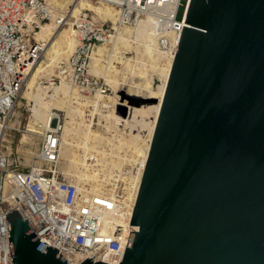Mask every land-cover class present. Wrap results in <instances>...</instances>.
Returning a JSON list of instances; mask_svg holds the SVG:
<instances>
[{
  "label": "water",
  "instance_id": "water-1",
  "mask_svg": "<svg viewBox=\"0 0 264 264\" xmlns=\"http://www.w3.org/2000/svg\"><path fill=\"white\" fill-rule=\"evenodd\" d=\"M6 219L12 264H69ZM129 226L119 264H264V0H189Z\"/></svg>",
  "mask_w": 264,
  "mask_h": 264
},
{
  "label": "built area",
  "instance_id": "built-area-1",
  "mask_svg": "<svg viewBox=\"0 0 264 264\" xmlns=\"http://www.w3.org/2000/svg\"><path fill=\"white\" fill-rule=\"evenodd\" d=\"M188 3L120 0L115 5L121 11L115 22L79 14L72 21L77 44L68 58L58 63L57 77L84 94L99 91L97 78L89 71L92 50L109 41L116 27L121 30L125 25L135 29L144 23L148 35L157 41L158 53L171 55L172 61ZM56 12L47 0H0V264H12L6 219L11 211H19L31 229L27 234L35 235L32 240L44 243L41 251L47 245L69 264L86 259L119 264L129 232L137 230L129 225L139 187L135 181L139 171L141 180L146 160L139 163L136 158L116 170L111 188L95 191L87 185L78 186L59 168L60 118L40 132L36 161L27 169L10 161V152L2 148L8 130L20 131L11 117L27 77L43 55L44 41H35L34 35ZM55 20L59 27L68 24L63 16Z\"/></svg>",
  "mask_w": 264,
  "mask_h": 264
},
{
  "label": "rangeland",
  "instance_id": "rangeland-1",
  "mask_svg": "<svg viewBox=\"0 0 264 264\" xmlns=\"http://www.w3.org/2000/svg\"><path fill=\"white\" fill-rule=\"evenodd\" d=\"M47 1L49 3H51L57 9V12L53 13L57 18L61 17V16H65V13L58 6H56V4L54 3V0H47ZM90 5L92 6V8H87L86 10H81V13H87V15L94 17L96 20H103V19L100 17L99 14L94 13V12H96L95 9H97L98 7L103 9L104 6L105 7L109 6V8L114 7V6H111L109 4H104L102 2H96V0H93L92 2H90ZM114 9H116V8H114ZM57 13H59L60 16ZM73 19H74L73 17L70 18L69 24H72ZM108 21L111 22L110 20H108ZM109 22H108V25H110ZM70 31H71V28L68 25L62 26L61 29L59 30V33H58L56 39L57 40H64L66 33L70 32ZM113 34L116 35L115 33H113ZM119 36L118 37L122 40H121V42L118 43V45L116 47L113 46L114 42H110L111 40L107 41L106 44H103L104 46L99 47V48H101V51H102L101 52L102 58L99 62L100 65H99V63L97 64V66H98L97 69H98L99 73L100 72L102 74L105 73V75H107V77L102 75L101 73H100L101 74L100 76H96L98 84H99V87H98L99 93L104 95V96H102V95L101 96L108 103V106L111 107L113 105L114 111L118 116L121 113H120V110L118 109L119 106L117 107V105H116V102H120V101H124V100L121 99L120 93L122 91L118 90V84H116L115 80H117V83H118V79L119 80L120 79L127 80L130 83V86H132L134 88H139V86H141V84L146 83L147 91L149 93H156L157 91L159 92L158 88L162 86V82H163L162 73L157 68H153V64H158L157 59L160 60V56L158 54H156V52H155V55L154 54L150 55L148 53L141 54V49H139L137 47L138 43H136V41L134 40L135 39L134 32L132 31L131 28L129 29V31L121 30ZM70 37L72 38V33H71ZM123 38H124L125 42L129 41L128 47L123 46V44H122L124 41ZM131 41H133V42H131ZM95 49H97V48H95ZM62 50H63V48H62ZM61 52L59 54L57 53L58 54L57 58H58V60L60 59L59 61L67 59L69 56L67 54V58H63L65 56V53H61ZM111 53H112V56H109ZM49 56L43 53L41 59L39 60V62L35 66L36 68L33 69L34 71L32 70L33 72H35L36 69H38V68L40 70L44 69V70H42L41 73H39L37 75L34 87L32 89H28L27 81H28V83L31 81L34 73L33 72L30 73L29 76L27 77V80L23 86L20 98L17 102V105H16L15 110L13 112V115L11 117L12 123H14L16 125L19 124L20 131L8 130L6 132V135L4 136L3 141H2V148L3 149L5 148L8 150V152H10V161L19 162L20 166L23 167L24 169H27L30 165L34 164V162L36 161L35 156H36V152H37L38 146H39V134L44 129L43 128L44 126L41 124V122L35 121L32 117V113H33L32 108L34 105L33 99L38 94V88L43 89L41 92H43V93L45 92V93H47V95H52L57 91L59 86L61 87L62 82L68 83V82L64 81L61 77L60 78L57 77V75H58L57 69H56L57 60L53 61V64H52L49 62V59H50ZM110 57H115V58H110ZM109 58L112 60L110 61ZM128 60H129V64H130L129 70H128V67L125 68L126 63H124V62H127ZM107 62H109V64ZM48 63H49V66H48ZM158 71H159V73H158ZM160 73H161V75H160ZM53 79H55V81H52ZM110 82H112V83H110ZM72 88H73L72 90H75L74 91L75 93L76 92H77V94H78V92L81 93L76 87L73 86ZM28 92H30V93H28ZM124 92H126L127 94L134 95L132 93V90L126 91L124 89ZM43 93L41 95L45 94V93L44 94ZM33 94H35V95L33 96ZM94 94H95V92L90 93V94L85 93V95H87L88 98L90 99V100L86 99V101H89L90 103L88 102V104L85 106L76 105L75 103H72L73 101H71V104H69L70 109L71 110L75 109V111L77 110V112L79 111L78 114L71 113L70 115L67 116L66 112L64 111V109L62 107L60 109L53 107V109L51 111H52V113H55L57 116H59V118L62 122L63 128L66 125L65 122L68 121V119H66L67 117H70V119L73 118V120H74L73 123H75V124L79 123L80 117H82L84 115V118L88 119L90 117V114H92V111H93L92 103H93V101H95ZM135 96H137V95H135ZM153 99H155L156 100L155 102H157V98H153ZM124 103L126 104V109L128 110V113H129V107H132V106H129L126 101H124ZM130 105H133V104H130ZM110 107L108 109H110ZM99 109L100 108H97V111H96L97 113H93V116H92L93 117V123L91 125L92 131L99 138L93 139V140L91 139L89 141L90 144L88 143L92 147L96 146L93 149L95 151L99 150L98 151L99 153L95 152L93 150H88L87 152H84L83 149H81L79 147L76 148V146H73V147L71 146V148H67L65 151L64 150L61 151V159L59 162V168L62 170V172L65 174V176L67 178L73 177V178L77 179V177H78L79 179H82V180H79V181H81V183L83 182V180L88 181V180H93V179H97V181L102 182L103 178L106 179L109 176L113 175V173L116 171L115 169L118 167L119 164H121V161H122L121 159H119V160L117 159L118 155H116V154L123 147H124V151H126V149H127V148H125L126 144H129L130 146L132 144V143H124V142H126L125 140H119L116 143L112 142V138H114V137L111 134L113 133L115 135L116 131H114L113 129H108L110 131L107 130V127H106L107 125H106L105 119L101 118L98 113H102L103 115H107L108 112L98 111ZM79 115H81V116H79ZM149 117L151 118L152 116H149ZM148 120H150V119H148ZM75 124H72V125L74 126L73 127L74 130H77V127ZM118 130L121 133L123 131H125L126 133L128 132V131H126L127 129L125 127H123L122 125L117 127V131ZM73 132L72 133L70 132L71 137L68 136L70 138L67 137V139H73L75 142H78L80 140L79 136L77 135L78 132L77 133L75 131H73ZM108 132H110V134ZM107 135L109 137H112V138H107ZM121 136L123 137L124 135L122 134ZM106 138L110 139V140H107ZM99 141H100V143H102V142L103 143L99 144ZM109 141L111 143H109ZM75 142H73V144ZM130 142H131V139H130ZM91 143H93V144L91 145ZM117 143H119L120 145H118ZM121 143H123L124 145ZM103 144L104 145L106 144L105 147ZM110 144H112L111 150L114 149L111 151L112 153H110V151L109 152L107 151V149H108L107 147ZM114 144H115V146H114ZM98 145L100 147H98ZM117 145H118V147H117ZM112 146H113V148H112ZM102 147L105 149L104 153L102 152L103 151ZM115 147H117V148H115ZM92 155L96 159L94 164L88 168H83V166H81V159L84 158L85 161H89V160L93 159ZM131 156H132V152L130 153V151H128V155H127V157H125V159H130ZM127 164H128V162L126 164L124 163V165H122L121 167H124Z\"/></svg>",
  "mask_w": 264,
  "mask_h": 264
},
{
  "label": "bare ground",
  "instance_id": "bare-ground-1",
  "mask_svg": "<svg viewBox=\"0 0 264 264\" xmlns=\"http://www.w3.org/2000/svg\"><path fill=\"white\" fill-rule=\"evenodd\" d=\"M92 1L93 0H54V3L56 4V6H58L65 13V16H63V17H65V19L68 21L67 25L71 28V31L67 32L66 35L64 34L65 35L64 40H57L56 39L57 35H58L59 30L61 29L62 26L59 27L56 24L55 19L57 17L53 14V19L50 22L43 23L41 25L40 30L37 31L36 34L34 35V40L44 41L43 53L48 55V56L50 55L49 56L50 57V59H49L50 63L53 64V61L57 60L56 67H57L58 63L66 60V59H64V60L59 61L60 59L58 60L57 55L62 51L61 53H65V56L62 54L64 56L63 58H67V54L69 55L73 51L75 45L77 44V40L75 38V31L72 27V24H69L70 18L73 17L74 19H77L79 14H81V10H86L87 8H92V6L90 5V2H92ZM96 2H102L104 4H109L111 6H114L113 8H109V6L108 7L104 6L103 9L100 7L95 9L96 12H94V13L99 14L103 20L107 19V20H110L111 22H115L118 19L121 11L115 5L120 4V0H107V1L97 0ZM114 8H116L117 10ZM130 28L134 32V37H135L134 40L136 41V43H138L137 47L139 49H141V54L148 53L150 55H152V54L155 55V52H156V54H158L160 56V60L157 59L158 64H153V68H157L163 75L162 86L158 88L159 92L157 91L158 93L157 92L156 93H149L147 91L146 83L141 84V86H139V88H134V87L130 86V83L127 80H124V79L119 80L118 79V83H117V80H115L116 84H118V90L122 91L120 93L121 99L126 101L129 106H132V107H129V113H128V110L126 109V104L124 103V101L116 102L117 107L118 106L124 107L126 109V115L121 116L119 114V116H120L119 117L115 113L113 105L111 107L108 106V103L102 97L104 95L100 94L99 91H96L94 94L95 101H93V103L91 102L92 106H93V111H92V114H90V117L88 119H85L84 115H83L82 117L79 118L80 122L75 124V123H73V121H74L73 118L72 119H70V117L66 118V119H68V121L65 122L66 125L64 126L62 133H61L60 155H61L62 150L65 151L67 148H71V146L72 147L76 146V148L79 147V148L83 149L84 152H87L88 150L95 151L93 148H95L96 146L95 147L90 146L89 141L91 139L93 140V139L99 138L92 131L91 125L93 123V117H92L93 113H97L96 112L97 108H100L98 111L108 112L107 115H103L102 113H98L101 118L105 119L106 125H107L106 126L107 130L113 129L114 131H116V133L114 132L115 135L113 133L111 134V135H113L114 138L109 137L108 135H107V138H112L113 143H116L119 140H125L126 142H124V143H132L131 146L129 144H126L127 146L125 145V148H127L126 151H124V147H123L116 154V155H118L117 159L118 160L121 159L122 161H121V164H119L115 170L121 168V166L124 165V163L126 164L128 162V164H129L132 161L133 162L136 161V158H137V161L139 163L145 162L146 157H147L148 148H149V143H150L152 132H153V128L155 125L156 117H157V114L159 111L161 99H162V96L164 93V88H165L167 76H168L170 65H171V60H170L171 55H168V56L164 55V57H163V55L158 53L157 41L155 39L151 38L150 35H148V31L145 29L144 23H141L139 26H136L135 29H133L129 25H125L121 28V30L129 31ZM121 30L116 27L115 28V34L116 35H114V34L110 35L109 39L111 40L110 42H114V44H113L114 47H116L118 45V43L121 42V40H122L119 38ZM71 33H72L73 39L70 37ZM123 40H124V38H123ZM131 42H133V41H131ZM106 43L107 42L96 45L92 50L91 61H90V65H89V71H91V73L94 76H100L102 74L101 72H100L101 73L100 74L98 69H97V67H98L97 64L100 62V60L102 58V53H101L102 51H101V48H99V47L104 46L103 44H106ZM122 44L124 47H128L129 41L125 42V40H124ZM62 48H63V50H62ZM95 48H97V49H95ZM109 56H112V53ZM110 58H115V57H110ZM111 60L112 59H110V61ZM109 62H107V63L109 64ZM124 63H126L125 68L128 67V70H129V68H130L129 67L130 66L129 60L127 62H124ZM99 65H100V63H99ZM48 66H49V63H48ZM42 70H44V69H42ZM42 70H40L38 68V69H36L35 72H33L34 70L32 71L34 73V75H33L32 79L29 83L27 81L28 89H32L34 87L37 75L39 73H41ZM159 71H158V73H159ZM161 73H160V75H161ZM102 75L107 77V75H105V73ZM61 78L64 80L63 77H61ZM64 81H66V80H64ZM110 83H112V82H110ZM72 87L73 86L71 84L62 82L61 87L59 86L57 91L52 95H47V93H45V92H44L45 93L44 94L43 92H41L43 89L38 88V94L33 99L34 105L32 108V111H33L32 117L35 121L41 122V124L44 126L43 127L44 129L46 127L51 126V124L53 123V119L59 118V116H57L55 113H52L51 110L53 109V107L54 108L56 107L58 109H60L62 107L68 116L71 113L78 114V112H79V111L77 112V110L75 111V109H73L74 111L70 109L69 104H71V101H73L72 103H75L76 105L85 106L88 104L89 101H86V99L90 100L88 98V96L85 95L78 88L77 89L82 94L79 92H78V94H77V92L75 93L74 92L75 90H72L73 89ZM124 89L126 91L132 90V93L134 95L127 94L126 92H124ZM28 93H30V92H28ZM42 93L44 95H41ZM35 94H33V96ZM135 95H137L138 97H140L142 99H147V100L157 98V102H155L156 100L154 99L155 100L154 102L144 103V104H140L138 106L130 105L129 97L135 96ZM109 107H110V109H108ZM79 116H81V115H79ZM149 116H152V117L150 118ZM148 119H150V120H148ZM72 124L76 125L77 130H74V128H73L74 126ZM120 125L125 127L127 129L126 131H128V132L126 133L125 131H123L121 133L119 130L117 131V127H119ZM73 131H75L76 133L78 132L77 135L79 136V139H80L78 142H75L73 139H67V137L71 135L70 132L72 133ZM108 131H110V130H108ZM108 133L110 134V132H108ZM122 134L124 135L123 137L121 136ZM70 137H68V138H70ZM130 139H131V142H130ZM107 140H110V139H107ZM73 142H75V143L73 144ZM102 143H100V141H99V144H102ZM109 143H111V142L109 141ZM92 144L93 143H91V145ZM112 144L109 145L110 147L109 146L107 147L108 148L107 151L108 152L110 151V153H112L111 151L114 150V149L111 150ZM117 144L120 145L119 143H117ZM121 144H123V143H121ZM105 145H104V147H105ZM118 145H117V147H118ZM114 146H115V144H114ZM98 147H100V146L98 145ZM117 147H115V148H117ZM112 148H113V146H112ZM102 150H103L102 152L104 153L105 149L103 148ZM98 151L96 150L95 152H98ZM128 151H130V153L132 152V156L130 159H125V157H127V155H128ZM95 161H96V159L94 158V156H93V159H91L89 161H85L84 158H82L81 159V166H83V168H88V167L92 166ZM115 174L111 175L109 177L107 176L108 178H106V179L103 178L102 182L97 181V179H93V180H88V181L83 180L84 183L83 182L81 183V181H79V180H82V179H79L78 177H77L78 180L73 178V177H70V178L72 181L77 183L78 186L87 185L91 189L96 191L97 189H100V188H102V189L103 188H106V189L111 188V186H112L111 180L113 179V177H115ZM139 181H140V171H139V173L137 175V179L135 181V187L137 185H139ZM133 196H135V195L133 194L132 197Z\"/></svg>",
  "mask_w": 264,
  "mask_h": 264
}]
</instances>
